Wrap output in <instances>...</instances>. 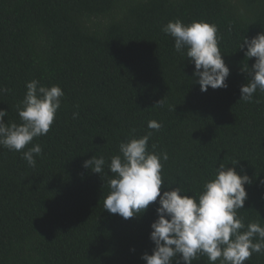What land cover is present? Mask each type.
<instances>
[{"label": "trees", "instance_id": "1", "mask_svg": "<svg viewBox=\"0 0 264 264\" xmlns=\"http://www.w3.org/2000/svg\"><path fill=\"white\" fill-rule=\"evenodd\" d=\"M177 19L217 26L227 88L200 90L194 64L162 31ZM261 32L264 0H0V87L11 90L0 93L4 122L21 123L31 80L65 94L49 133L27 146L43 149L35 168L0 146V264H145L158 203L125 220L103 202L119 144L150 131L148 150L168 154L166 187L198 195L219 164L238 161L252 181L239 215L264 225V93L239 101L243 65L255 63L239 45ZM92 156L106 161L101 175L83 167ZM246 264H264V254Z\"/></svg>", "mask_w": 264, "mask_h": 264}, {"label": "clouds", "instance_id": "2", "mask_svg": "<svg viewBox=\"0 0 264 264\" xmlns=\"http://www.w3.org/2000/svg\"><path fill=\"white\" fill-rule=\"evenodd\" d=\"M162 31L174 39L175 51L186 55L189 63L194 64L193 77L198 78L195 82L202 92L209 87L214 90L228 87L230 69L222 58L215 24L205 21L184 24L177 19L169 21ZM245 48V59L255 58V63L251 68L247 63L243 65L242 71L249 79L240 88L239 101L258 102L254 101V94L257 90L264 93V32L251 39L244 37L239 49ZM9 91L0 87V93ZM64 95L59 85L45 87L38 80L27 82L24 98L17 105L21 123H5L8 112L0 110V146L21 152L27 164L35 168V157L41 156L43 149L38 143L27 146L34 138L49 133ZM163 106L161 99L153 107ZM77 116L73 113V118ZM147 127L159 131L162 125L150 120ZM151 136L150 131L119 144V154L112 156L107 164L113 177L108 180L110 191L103 202L104 210L125 220L158 203L157 219L151 224L150 233L154 248L151 255H142L145 264H173V261L194 264L201 257L207 258V264H246L253 254H264V225L259 221L246 225L239 215L248 198L245 185L252 181L248 175L236 171L238 161L232 166L219 164L214 178L203 184L201 192L188 195L179 186L164 185L162 161L168 160V154L148 150ZM105 164L104 157L92 156L83 162V167L101 175ZM162 186L170 190L161 194Z\"/></svg>", "mask_w": 264, "mask_h": 264}]
</instances>
